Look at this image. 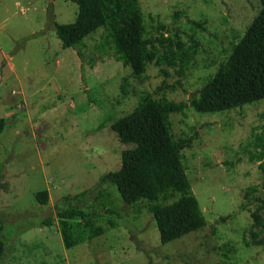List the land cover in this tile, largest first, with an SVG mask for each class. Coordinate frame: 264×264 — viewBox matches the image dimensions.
<instances>
[{
	"label": "rangeland",
	"instance_id": "1",
	"mask_svg": "<svg viewBox=\"0 0 264 264\" xmlns=\"http://www.w3.org/2000/svg\"><path fill=\"white\" fill-rule=\"evenodd\" d=\"M137 6L147 37H159L160 25L167 30L138 78L113 38L123 24L108 10L109 23L63 49L52 24L74 21L72 0H0V264H264V208L256 201L264 203V157L247 156L252 132H264V100L216 114L188 107L169 117L175 139L192 138L183 165L203 229L162 245L145 203L126 205L116 193L108 207L118 220L54 213L63 197L150 155L152 137L124 143L111 124L148 96L188 102L260 10L258 0H137ZM249 187L257 192L239 210ZM41 191L46 205L36 201ZM47 216L51 227L36 224Z\"/></svg>",
	"mask_w": 264,
	"mask_h": 264
},
{
	"label": "trees",
	"instance_id": "2",
	"mask_svg": "<svg viewBox=\"0 0 264 264\" xmlns=\"http://www.w3.org/2000/svg\"><path fill=\"white\" fill-rule=\"evenodd\" d=\"M72 1L77 6L74 21L69 24H52L61 47L75 49L80 41L109 23L110 17L105 13L106 9L114 23L123 24L116 28L113 38L125 57V66L131 70L133 76L140 77L146 66L155 59L157 45L161 46L165 40L163 34L167 31L166 28L160 25L158 29L162 33L159 37H147L137 0ZM258 2L259 13L244 35L231 47L227 59L218 65L207 82L196 93H192L188 102L175 103L148 96L137 111L111 124L110 130L124 143H128L134 135L152 137L155 142L154 151L145 159L131 160L121 169L101 176L95 186L77 195L63 197L53 207L58 219L79 213L88 218L97 216L118 220V212L108 207L113 201V193H116L126 205L145 203V210L153 218L162 245L206 226L183 165L182 152L191 148L192 138L175 139L169 117L173 114L183 115L188 107L198 114H216L241 109L264 100V0ZM180 18V13L173 15L175 21ZM187 22L201 28L200 23L189 20ZM77 56L81 57L78 51ZM2 126L3 120H0V133ZM261 128L264 129V125ZM250 137L247 142L250 146L247 151L248 161L260 162L264 157V132H252ZM256 192V187H249L245 191L244 199L247 204H242L239 210H246L252 200L248 197ZM35 198L39 204L46 205L47 192L41 191ZM256 201L260 208H264L261 200ZM250 218L254 226H260L261 218L257 214L251 213ZM36 224L51 227L53 222L47 216ZM89 229L92 230V224ZM1 233L0 223V262L4 254Z\"/></svg>",
	"mask_w": 264,
	"mask_h": 264
},
{
	"label": "water",
	"instance_id": "3",
	"mask_svg": "<svg viewBox=\"0 0 264 264\" xmlns=\"http://www.w3.org/2000/svg\"><path fill=\"white\" fill-rule=\"evenodd\" d=\"M194 93H196V92H194ZM194 93H193V94H194ZM191 96H192V94L190 95V97H191Z\"/></svg>",
	"mask_w": 264,
	"mask_h": 264
}]
</instances>
